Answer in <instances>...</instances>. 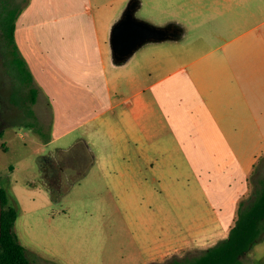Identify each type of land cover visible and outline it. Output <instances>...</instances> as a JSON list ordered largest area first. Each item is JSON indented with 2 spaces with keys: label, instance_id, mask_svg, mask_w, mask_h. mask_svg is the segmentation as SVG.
<instances>
[{
  "label": "crops",
  "instance_id": "obj_1",
  "mask_svg": "<svg viewBox=\"0 0 264 264\" xmlns=\"http://www.w3.org/2000/svg\"><path fill=\"white\" fill-rule=\"evenodd\" d=\"M129 1L27 0L14 40L48 115L47 143L61 154L81 143L109 186L136 193L139 205L154 190L156 229L173 226L150 261L163 260L226 237L264 161V0H151L149 15L135 0L138 19L181 36L115 63L110 31ZM186 205L192 212L171 221L168 209Z\"/></svg>",
  "mask_w": 264,
  "mask_h": 264
},
{
  "label": "rangeland",
  "instance_id": "obj_2",
  "mask_svg": "<svg viewBox=\"0 0 264 264\" xmlns=\"http://www.w3.org/2000/svg\"><path fill=\"white\" fill-rule=\"evenodd\" d=\"M126 1L117 0L114 4L124 5ZM14 2L20 4L22 0H0V10L3 4L13 6ZM151 11V0H145L137 13L149 15ZM184 18L189 27L186 40L191 41L196 37L190 28L194 17ZM4 71L10 69L4 67ZM31 107L34 114L27 109L22 115L14 107L0 117V187L5 190L7 204L17 211L13 229L30 263H165L167 258L150 261L167 250L166 237L173 232L171 223L163 231L156 229L154 221L162 214L153 204L154 190L149 187V200L139 205L136 193L109 186L103 164L98 159L92 166L93 159L81 143L61 154L56 148L58 142L47 143V113L39 111L35 103ZM45 155L53 157L47 162L52 163L54 170L47 163L42 165L46 168L42 171ZM258 163L260 168L257 166L251 173L245 197L251 195L259 185L258 179L264 177V161ZM168 211L170 220L180 223L176 212H192V207ZM180 234L187 236V231ZM241 264H264V236L244 254Z\"/></svg>",
  "mask_w": 264,
  "mask_h": 264
},
{
  "label": "trees",
  "instance_id": "obj_3",
  "mask_svg": "<svg viewBox=\"0 0 264 264\" xmlns=\"http://www.w3.org/2000/svg\"><path fill=\"white\" fill-rule=\"evenodd\" d=\"M26 2L27 0H22L20 4L14 2L9 8V15L7 5L3 4L0 10V27L4 31L12 54V64L9 69L16 82L18 98L15 97V101L20 100L19 91L25 92L28 113L34 114L31 105L36 102L38 88L14 40L15 19ZM257 184L259 185L254 187L251 195L240 199L234 223L230 226L226 237L197 253L173 254L167 257L165 263L158 264H241L244 254L264 236V177L258 179ZM0 193L2 201L0 264H31L26 256L25 247L19 242L13 229L17 211L7 204V196L2 187Z\"/></svg>",
  "mask_w": 264,
  "mask_h": 264
},
{
  "label": "water",
  "instance_id": "obj_4",
  "mask_svg": "<svg viewBox=\"0 0 264 264\" xmlns=\"http://www.w3.org/2000/svg\"><path fill=\"white\" fill-rule=\"evenodd\" d=\"M137 3L129 1L123 15L112 25L110 47L115 63L124 62L138 47L148 41H161L168 38L178 39L180 28L176 25L157 26L138 19L135 15ZM167 27L170 32H167ZM2 201L0 193V236H1Z\"/></svg>",
  "mask_w": 264,
  "mask_h": 264
},
{
  "label": "flooded vegetation",
  "instance_id": "obj_5",
  "mask_svg": "<svg viewBox=\"0 0 264 264\" xmlns=\"http://www.w3.org/2000/svg\"><path fill=\"white\" fill-rule=\"evenodd\" d=\"M8 8V15H9V8L11 7L10 3H7ZM3 11V10H2ZM2 17H4V12H2ZM3 21V20H2ZM3 26V25H2ZM167 32H170V29L167 27ZM12 62V54L10 52V46L8 45V40L4 35L3 29L0 27V66L3 70L0 72V117L2 116L3 112H10L11 108L17 107L18 111L25 115L27 113V103L26 100V93L23 91H19L20 98L19 101H15V96L17 94V90H15V79L10 72H5L4 67L10 68ZM5 92V93H1ZM4 122L7 121L6 118L3 119ZM41 162V169L42 171L46 168H43V164H47L54 170L52 163L47 162L48 159L44 157ZM1 188V187H0Z\"/></svg>",
  "mask_w": 264,
  "mask_h": 264
}]
</instances>
